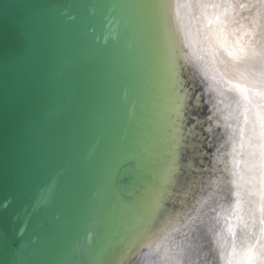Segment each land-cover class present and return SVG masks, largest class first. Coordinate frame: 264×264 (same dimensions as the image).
<instances>
[{
  "label": "water",
  "instance_id": "95a60500",
  "mask_svg": "<svg viewBox=\"0 0 264 264\" xmlns=\"http://www.w3.org/2000/svg\"><path fill=\"white\" fill-rule=\"evenodd\" d=\"M123 2L0 0V264H81L103 196L148 178L146 155H122L143 105ZM196 110L202 142L166 198L183 205L225 181L211 153L224 137L208 145Z\"/></svg>",
  "mask_w": 264,
  "mask_h": 264
},
{
  "label": "bare ground",
  "instance_id": "6f19581e",
  "mask_svg": "<svg viewBox=\"0 0 264 264\" xmlns=\"http://www.w3.org/2000/svg\"><path fill=\"white\" fill-rule=\"evenodd\" d=\"M122 9L143 91L138 139L122 155H146L148 178L128 199L103 196L81 264H264V0H124ZM198 105L213 126L208 145L224 137L211 153L225 181L183 205L166 198L202 142L193 145Z\"/></svg>",
  "mask_w": 264,
  "mask_h": 264
}]
</instances>
